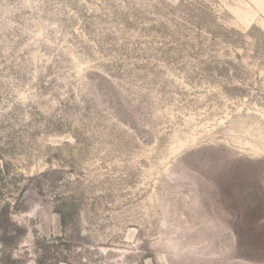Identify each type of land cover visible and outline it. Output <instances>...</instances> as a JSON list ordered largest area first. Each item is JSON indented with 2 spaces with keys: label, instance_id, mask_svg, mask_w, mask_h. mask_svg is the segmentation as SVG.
<instances>
[{
  "label": "rangeland",
  "instance_id": "374dc122",
  "mask_svg": "<svg viewBox=\"0 0 264 264\" xmlns=\"http://www.w3.org/2000/svg\"><path fill=\"white\" fill-rule=\"evenodd\" d=\"M0 264H264V0H0Z\"/></svg>",
  "mask_w": 264,
  "mask_h": 264
}]
</instances>
